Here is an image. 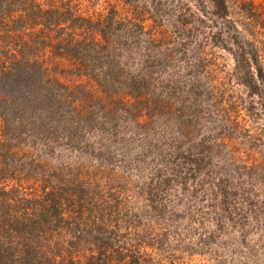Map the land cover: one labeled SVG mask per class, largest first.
Wrapping results in <instances>:
<instances>
[{"label":"trees","instance_id":"16d2710c","mask_svg":"<svg viewBox=\"0 0 264 264\" xmlns=\"http://www.w3.org/2000/svg\"><path fill=\"white\" fill-rule=\"evenodd\" d=\"M15 1L0 3L6 27L5 13ZM29 1L20 0L39 16L30 17L29 28L39 24V32H33L39 35L50 26L55 36L38 44L23 43V29H16L17 40L0 42V264H158L146 256L145 249L150 247L161 251L181 247L217 255L226 231L234 226L243 242L246 227L237 219L241 212L236 213L238 209L229 201L235 193L222 192L220 185L218 193L214 182L210 196L206 192L196 196L192 185L185 187L192 177L184 167L183 154L163 150L160 156L167 164L165 170L155 168L144 174L130 190L84 181L87 172L82 169L73 174V169L56 167L48 175L45 170L39 173L41 165L28 152L10 146V136L6 137L10 131L36 136L41 125V138L46 142L60 139L71 144L73 128L92 117L109 125L112 136L120 128L113 123L117 117L137 120L146 112L159 114L167 108L170 80H161L145 67L141 75L126 69L125 61L132 60L138 45L131 38H119L121 33L130 37L141 30L135 18L122 19L109 9L92 22L73 16L66 0H48L45 8ZM210 2L211 13L228 20L224 0ZM17 10L23 16L27 11ZM22 13L17 17H23ZM247 16L264 30V16L251 1H247ZM35 47L41 51L29 57L28 49ZM240 50L238 45L231 49L235 70L237 75L260 81L264 112V69L257 63L258 56H250L251 48L247 58L241 57ZM142 62L143 66L152 63L150 56ZM71 76H83L84 81L71 82L67 79ZM82 106L85 114L77 109ZM81 147L87 151L85 144ZM32 178L27 193H21L18 185L8 187L9 180ZM215 194H219L218 200L213 198Z\"/></svg>","mask_w":264,"mask_h":264},{"label":"rangeland","instance_id":"374dc122","mask_svg":"<svg viewBox=\"0 0 264 264\" xmlns=\"http://www.w3.org/2000/svg\"><path fill=\"white\" fill-rule=\"evenodd\" d=\"M5 1L1 0V5ZM30 1L39 3L42 8L48 7V0ZM247 1L264 16V0H224L228 20L211 13L210 0H66L73 16L93 22L113 9L116 16L122 19L132 16L141 24V30L132 36L121 33L119 38V41L133 40L138 45L131 54L132 60L127 62L126 59V69L141 75L145 67V70L155 71V76L161 80H170L165 96L167 108L159 114L146 112L137 120L128 119L127 115L117 117L113 123L120 128L112 136L108 133L109 125L94 117L76 126L73 124L71 144L60 139L46 142L41 138V125L36 136L10 131L6 135L10 136V146L28 152L31 160L41 165L39 173L45 170L48 175L56 167L73 169V174L76 169H82L87 172L84 181L101 186L109 183L130 190L137 187L144 174L155 168L165 170L167 164L160 156L163 150L183 154L187 160L184 167L192 177L185 181V187L192 185L196 196L202 192L210 196L214 182L218 193L219 185L222 192L235 193L229 201L238 209L236 213L241 212L237 219L246 227L245 240H239L234 226L226 231L217 255L184 251L181 247L168 251L150 247L145 249L146 256L158 264H264L262 88L258 79L252 81L246 74L237 75L231 55L235 45L241 48L239 54L245 58L251 48L250 56H258L257 63L264 69V30L247 16ZM21 3L16 0L8 6L7 27L0 14V23H3L0 42L17 40L16 29H23V43L35 41L38 44V41H47L48 36L51 40L55 36V31L51 32L53 27L42 29L44 32L39 35L33 33L39 32V24L29 28L30 17L39 16L28 3ZM17 9L27 11L23 16ZM18 13L23 17H17ZM40 51V47L28 49V56L35 57L34 53ZM25 52L23 49V55ZM148 56L152 63L143 66L142 60ZM67 79L84 81L83 76ZM77 109L85 114V107ZM10 117L19 121L17 116ZM182 127L185 132L180 131ZM40 138L42 140H38ZM83 144L87 151L82 149ZM195 176L198 183H193ZM13 185H18L21 193H27L33 186V178L9 180L8 187ZM240 195L244 198L240 199ZM214 197L218 200L220 196L215 194ZM242 215L247 218H241Z\"/></svg>","mask_w":264,"mask_h":264}]
</instances>
